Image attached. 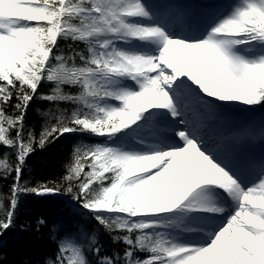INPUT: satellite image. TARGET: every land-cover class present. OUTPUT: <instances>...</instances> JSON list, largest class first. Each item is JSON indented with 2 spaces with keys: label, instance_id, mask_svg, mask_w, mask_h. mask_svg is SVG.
I'll use <instances>...</instances> for the list:
<instances>
[{
  "label": "snow or ice",
  "instance_id": "obj_1",
  "mask_svg": "<svg viewBox=\"0 0 264 264\" xmlns=\"http://www.w3.org/2000/svg\"><path fill=\"white\" fill-rule=\"evenodd\" d=\"M166 7L0 0V145L16 161L0 157V173H15L0 234L21 193L60 192L21 186L33 144L87 133L101 142L74 146L65 191L124 245L109 253L95 233L63 232L44 264H264V151L256 159L245 151L250 133L225 130L230 105L264 108V0L154 10ZM37 97L73 108H57L38 141L31 131L25 140Z\"/></svg>",
  "mask_w": 264,
  "mask_h": 264
},
{
  "label": "trees",
  "instance_id": "obj_2",
  "mask_svg": "<svg viewBox=\"0 0 264 264\" xmlns=\"http://www.w3.org/2000/svg\"><path fill=\"white\" fill-rule=\"evenodd\" d=\"M61 47H66L64 42H61ZM39 91L46 94L50 92V86L45 84ZM57 108L66 110L65 114L70 115L73 106L70 104L57 106L38 97L34 99L25 117V140L28 131H31L38 141L44 127L54 122L55 116L59 114ZM255 108L262 109L260 106ZM45 113L48 115H44ZM9 114H12L11 109ZM100 141V138L87 133H73L65 134L55 142L46 143L43 148L33 144L34 151L26 158L23 165L21 186L34 187L38 184H48L59 187L60 192L43 196L21 193L18 196L13 224L0 234V264H44L46 259L54 257L58 236L68 231H83L89 237L95 233L104 250L122 254L123 243L112 239L113 235L120 233L107 232L86 210L77 205L71 193L65 191L69 182L64 180V177L68 174L67 166L73 162L74 146ZM5 153L8 154L9 161L14 167L15 150L0 145V157ZM14 177V172L9 175L0 173V203L4 205V208L0 209V215L7 210ZM72 186L75 192L77 190L75 181H72ZM40 220H44V223L40 224ZM137 255L143 258L146 254L137 253Z\"/></svg>",
  "mask_w": 264,
  "mask_h": 264
},
{
  "label": "rangeland",
  "instance_id": "obj_3",
  "mask_svg": "<svg viewBox=\"0 0 264 264\" xmlns=\"http://www.w3.org/2000/svg\"><path fill=\"white\" fill-rule=\"evenodd\" d=\"M204 1H206V3H209L210 7L216 6L215 4H213L214 2H216V0H204ZM231 106L233 108H236V109H239V110H242V111H247V109H246L247 106H241V105H238V104H233ZM249 112H251V111H249ZM251 113H253V112H251ZM253 115H254V113H253ZM261 123H264V121L263 122H260V124ZM249 143L250 142H246L245 146L247 145V147H248L249 146Z\"/></svg>",
  "mask_w": 264,
  "mask_h": 264
},
{
  "label": "bare ground",
  "instance_id": "obj_4",
  "mask_svg": "<svg viewBox=\"0 0 264 264\" xmlns=\"http://www.w3.org/2000/svg\"><path fill=\"white\" fill-rule=\"evenodd\" d=\"M179 1H181V4H184V1L183 0H179ZM234 113V111H232L231 109H230V115H232Z\"/></svg>",
  "mask_w": 264,
  "mask_h": 264
}]
</instances>
